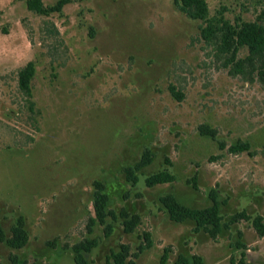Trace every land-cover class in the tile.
<instances>
[{
    "label": "rangeland",
    "instance_id": "rangeland-1",
    "mask_svg": "<svg viewBox=\"0 0 264 264\" xmlns=\"http://www.w3.org/2000/svg\"><path fill=\"white\" fill-rule=\"evenodd\" d=\"M174 1L71 0L45 16L26 0H0V221L10 234L22 216L29 234L20 249L0 241V264L12 254L31 264H78L71 246L85 238L98 241L84 253L86 264H115L107 256L123 245L138 253L130 257L136 264H177L181 256L189 264L194 256L201 264L242 256L264 264V236L253 225L264 218V81L233 74L201 38L202 21ZM208 1L211 13L225 6L231 19H254L264 9V0ZM29 61L36 66L33 111L17 77ZM201 124L216 128V138L202 134ZM239 140L250 149L229 151ZM147 147L154 159L133 183L125 167ZM165 168L175 181L146 185ZM95 180L105 182L108 208L118 215L108 218L109 236L99 223L88 230ZM214 188L225 222L251 215L216 239L194 231L191 219L171 220L161 202L173 193L205 207ZM123 208L141 216L133 232L124 229ZM145 232L151 245L140 251Z\"/></svg>",
    "mask_w": 264,
    "mask_h": 264
},
{
    "label": "trees",
    "instance_id": "trees-1",
    "mask_svg": "<svg viewBox=\"0 0 264 264\" xmlns=\"http://www.w3.org/2000/svg\"><path fill=\"white\" fill-rule=\"evenodd\" d=\"M71 0H57L52 5H46L44 0H26L27 7L41 15L49 16L52 13L60 12L63 7ZM177 8L192 19H200V36L203 41L214 51L217 56L224 58V65L230 66V71L235 75H257L264 81V9L254 19H245L242 15H237L234 19L226 16L227 8L225 6L211 13L208 0H175ZM243 48L247 49L245 56H240ZM36 73V66L33 61H29L18 71V87L25 96L26 102L31 111L34 110L35 101L33 99L32 81ZM171 92L179 99L183 94L175 85L170 86ZM199 130L204 135H210L216 138L218 130L205 124L199 126ZM222 148L226 146L225 142H220ZM250 149L248 141L239 140L236 144L228 147V150L238 153ZM154 159V153L150 148H145L141 159L133 166L125 167L127 177L133 183L138 182L136 171L142 170L150 165ZM169 162V160H167ZM176 180V175L169 169H161L151 173L145 178L147 186H155L162 183H170ZM93 206L94 215L89 217L87 223L89 232L99 223L104 225V233L109 236L113 230L112 222H108L111 217L116 220L118 215L112 209H109L110 198L106 189V184L102 180L94 181ZM212 204L205 207H191L182 203L173 193L161 197V202L166 208L171 220L183 222L191 219L195 222L194 231L204 230L212 238L216 239L224 228H229L231 224L241 219H251V215L245 211L235 213L228 221H224L221 213L222 202L218 198V189L214 188L209 193ZM120 215L124 218L123 225L126 232H133L141 223V216L138 213H130L123 208ZM262 215H257L253 219V225L260 236H264V220ZM145 244L139 246V250L150 247L151 234L145 232ZM0 241H4L8 246L20 249L29 241V234L25 226V220L22 216L18 217L16 223L11 227L10 234H7L0 221ZM98 245L95 238H85L71 246L75 253V260L78 264H86L87 260L84 253L90 252L93 247ZM241 247L244 244L238 243ZM170 248L166 247L161 259L166 262ZM137 252L133 256H137ZM128 245H123L120 251H112L107 259L115 264H136ZM129 258V260H128ZM196 264H201V256H194ZM190 258L180 257L177 264H189ZM10 264H31L27 260H22L17 254L10 255ZM233 264H246L245 256H242Z\"/></svg>",
    "mask_w": 264,
    "mask_h": 264
}]
</instances>
